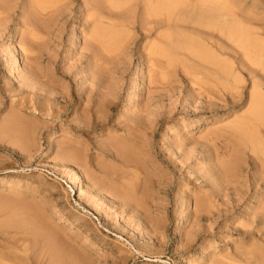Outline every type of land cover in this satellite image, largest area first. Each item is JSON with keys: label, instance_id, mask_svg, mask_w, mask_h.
I'll return each instance as SVG.
<instances>
[{"label": "rangeland", "instance_id": "1", "mask_svg": "<svg viewBox=\"0 0 264 264\" xmlns=\"http://www.w3.org/2000/svg\"><path fill=\"white\" fill-rule=\"evenodd\" d=\"M208 10L214 27L200 24ZM234 20L264 51V0H0L2 263L264 264V221L252 216L264 195L234 198L255 171L225 131L248 105L235 117L198 107V87L157 54L185 36L244 64L253 48L220 31ZM154 60L167 63L160 75ZM251 63L264 84V67ZM241 74L248 101L251 77ZM87 95L93 110L98 100L109 109L101 128L73 124Z\"/></svg>", "mask_w": 264, "mask_h": 264}, {"label": "bare ground", "instance_id": "2", "mask_svg": "<svg viewBox=\"0 0 264 264\" xmlns=\"http://www.w3.org/2000/svg\"><path fill=\"white\" fill-rule=\"evenodd\" d=\"M118 6V5H117ZM212 11V9L210 10ZM210 11L208 10V13H204L203 12V16L198 17L200 19V24H208V25H212L213 23H215V13L213 15V13H210ZM215 11V10H213ZM202 14V13H201ZM200 14V15H201ZM220 14V13H219ZM218 19V18H217ZM198 20V19H197ZM235 22V20H234ZM238 22V21H236ZM235 24H228L226 21L222 24L220 23V26H221V32H223L222 34H226L228 35V37H230L231 39H235V37L237 38L236 40L240 43V45L242 46H246L247 47V50H245V52L248 51V47L249 49L252 47V42L249 41V39H247L248 36H246L245 34V28H243L240 24L244 25L243 23H236ZM198 23V22H197ZM201 25V26H203ZM216 25V24H215ZM207 26V25H206ZM245 26V25H244ZM4 27V26H3ZM2 27V28H3ZM118 27V26H117ZM208 27V26H207ZM214 27V24L213 26ZM5 29V28H4ZM248 29V28H247ZM113 30V29H112ZM5 31V30H4ZM219 31V32H220ZM220 32V33H221ZM109 33V32H108ZM2 34V33H0ZM178 34V33H177ZM177 36V35H176ZM251 36V35H250ZM175 37V36H174ZM173 37V39H174ZM172 39V40H173ZM176 39V37H175ZM193 39V38H192ZM190 38H187L185 36H177V39L176 40H173L172 42L176 41L178 44L174 45L176 48L174 47H171L167 50V49H162V50H158L156 49V52L157 53V50L159 51L157 54L159 55V53L162 54V58H163V54L165 53V55H167L168 57H170V59L172 60V63H174V66H175V70H174V73H179L180 75V79H182V81H188L189 84H193L196 85V88L198 87V90H197V94H196V91L195 89H191L189 91L191 92H195L196 95H194V97L196 98L197 101H199V105L198 107H201L203 109H207V110H211V111H214L215 113H223V114H228L229 116H234L236 115V111L237 109H241L243 108L244 106H246V104L248 105V108L245 110L247 111L246 113L242 114L241 116H237V118H233L232 122L230 123V125L228 124L227 122V128L223 129L225 131H227V129L231 130V134L229 135L231 140H233V148L237 151H239V153L241 152V154L243 155L242 151L245 149V151L247 152V149L249 150L248 153H250L249 155L246 154L249 158V160L251 161V164L253 166V171L254 174L252 175V181H246L245 183H248L250 182V184H246L245 188L242 190V188L240 189L241 192L237 193V196H234V198L238 197L236 200H238V203H240L242 200H244L246 197L247 199L251 196V193H252V190L254 189L256 192H260V195H264V84H258L256 81H255V69H252L250 68L249 66L245 67V64L248 62V64L250 65H253V67H255L256 65L251 63L252 61L253 62H256L258 60V63H260V66L262 65L264 67V51L262 50V48L256 46V47H252L253 49L250 50V54L252 56V58H248L247 59V62H245L244 64L241 63L239 65H236V63H228V62H224L220 59H218V56L215 57L213 54H209L208 52H204L202 51L201 49H198V47H196V43H195V39L192 40ZM233 39V42L236 40ZM252 40V39H251ZM170 41V40H169ZM168 41V42H169ZM171 43V42H170ZM237 43V42H236ZM198 44V43H197ZM256 44V43H254ZM238 45V44H237ZM168 47V46H167ZM239 47V46H238ZM166 48V47H165ZM161 49V48H160ZM205 49V48H203ZM241 49H243L241 47ZM182 50L184 54H187L186 56L188 57H183V55L181 54H178L177 51H180ZM185 51V52H184ZM207 51V50H206ZM243 51V50H242ZM164 52V53H163ZM249 52V51H248ZM153 53V54H155ZM156 55V54H155ZM221 55V54H220ZM185 56V55H184ZM243 56H246V58L248 57L245 53V55L243 54ZM153 58V56H151ZM238 58V57H237ZM245 58V57H243ZM92 59V58H91ZM160 59V58H159ZM251 59V60H249ZM98 60V59H97ZM97 60L96 59H93L92 60V63L95 67L96 63H97ZM100 60V59H99ZM98 60V61H99ZM157 60V58H156ZM233 60V59H232ZM242 60V59H241ZM246 61V59H244ZM249 60V61H248ZM163 61V59H162ZM167 62V59L165 60ZM227 61V60H226ZM91 62V61H90ZM100 62V61H99ZM98 62V64H99ZM102 62V61H101ZM170 62V61H169ZM103 63V62H102ZM154 63H155V60H154ZM158 63V62H156ZM155 63V64H156ZM163 62H160L159 60V63L157 65V68H156V65L154 67V70L155 73L158 72V74L160 75V72L159 70L163 69V65H164V68L166 67V64H163ZM171 63V64H172ZM257 63V64H258ZM263 63V64H262ZM162 65V66H159V65ZM178 64V65H176ZM173 65V64H172ZM236 65V66H235ZM250 65V66H251ZM255 65V66H254ZM99 66V65H98ZM93 67V70L95 69ZM178 67L181 68V70H177ZM249 67V68H248ZM252 67V66H251ZM258 67H259V64H258ZM169 68H170V64H169ZM100 69V68H99ZM159 69V70H157ZM262 69V68H261ZM264 69V68H263ZM262 69V70H263ZM152 70V69H151ZM164 70V69H163ZM243 71H246L248 73L247 77H251L250 80H248V83H251L250 85H252L251 89H252V92H250L249 97L248 98V101L246 100V92H245V88H246V84L247 83L246 81H243L244 79H242L241 77V72ZM181 71V72H180ZM99 72V71H98ZM153 72V71H152ZM162 72V70H161ZM101 73V71H100ZM154 73V74H155ZM96 74V73H95ZM95 74H88L89 75V80L90 81V84L92 86V88H96V87H99L98 85V80L99 79ZM99 74V73H98ZM174 74L170 75V76H173ZM261 75V73H260ZM264 75V74H263ZM155 77V75H154ZM150 78H153L152 76ZM176 78V77H175ZM174 78V79H175ZM178 78V77H177ZM176 78V79H177ZM179 79V80H180ZM152 81V80H151ZM157 81V80H156ZM178 81V79H177ZM181 81V80H180ZM101 82V81H100ZM161 82V81H160ZM179 82V81H178ZM159 84V80L157 82ZM162 83V82H161ZM174 83L177 84V82L175 81ZM260 83V82H259ZM89 84V85H90ZM163 84V83H162ZM249 85V86H250ZM163 86V85H162ZM178 86V85H177ZM191 86V85H190ZM189 86V87H190ZM175 87V86H174ZM195 87V86H194ZM101 88V87H100ZM92 91V90H91ZM97 91V90H96ZM188 92V91H187ZM92 93V92H91ZM101 94V92H100ZM103 94V93H102ZM247 95V96H248ZM103 96V95H102ZM104 97V96H103ZM192 97V96H191ZM83 101L86 102V105H87V109H85V111L80 115V117L74 119L73 121V124L75 127H79L81 128L80 124H84V126L86 125H90L91 122L95 119L96 122L93 123L89 128L93 127V128H96V127H99L101 128L104 124V122L106 121V116H108V110L106 105L104 104H101V102L98 100L97 103H96V106L97 108L95 110H93L92 108V105L95 106L94 104V100L93 98L91 97V95H87L86 97L83 96ZM31 99V98H30ZM81 99V98H80ZM191 99V98H190ZM101 100V98H100ZM68 102V101H67ZM104 103V102H103ZM85 104V103H84ZM191 106H194V105H191ZM190 106V107H191ZM197 107V106H196ZM195 107V108H196ZM194 108V109H195ZM92 109V110H91ZM92 112V114H91ZM241 113V112H239ZM243 113V112H242ZM139 116V115H138ZM227 117V116H226ZM235 117V116H234ZM94 120V121H95ZM127 125V124H126ZM129 125V124H128ZM131 127V126H130ZM226 127V126H225ZM229 127V128H228ZM126 128V127H125ZM131 129H137V126L136 127H131ZM222 129V128H221ZM218 130V129H217ZM138 132L137 133H140L141 131H139V129L137 130ZM222 132V130H221ZM224 132V131H223ZM133 133V132H132ZM136 133V132H134ZM229 133V132H228ZM210 134V133H209ZM215 135H218L216 133H214ZM227 134V133H226ZM132 135V134H131ZM136 135V134H135ZM213 135V133H212ZM220 135V134H219ZM134 136V135H133ZM132 136V138H133ZM136 136H138V138H140L139 134H137ZM214 136V135H213ZM207 137H208V134H207ZM216 138H218V136H215ZM222 137V136H221ZM130 137V139H132ZM137 138V139H138ZM214 138V137H213ZM135 139V138H134ZM219 139V138H218ZM115 140V139H113ZM133 140V139H132ZM139 140V139H138ZM110 143V147L112 146L113 148H115L116 151H119L121 152L122 147L121 145L117 144L116 141L115 143L113 142L112 145H111V141L108 140ZM215 141V140H214ZM221 141V140H220ZM225 141V140H224ZM229 141V140H228ZM213 142V139H211L210 141H206L204 145L206 146H209L210 143ZM119 143V142H118ZM212 144V143H211ZM116 145H119V146H116ZM225 145V144H224ZM229 145V144H228ZM205 146V147H206ZM213 146V144H212ZM215 146V145H214ZM213 146V148H214ZM222 146V145H221ZM227 146V145H226ZM109 148V147H108ZM207 148V147H206ZM110 149V148H109ZM121 149V150H120ZM243 149V150H242ZM114 150V149H113ZM129 150V149H128ZM127 150V151H128ZM210 150V149H209ZM215 150V149H214ZM213 150V151H214ZM227 150V149H226ZM212 151V150H211ZM216 151V150H215ZM232 151V150H231ZM123 152H125L123 150ZM121 152V153H123ZM234 152V151H233ZM126 153V152H125ZM124 153V154H125ZM128 153H131V152H128ZM133 153V152H132ZM214 153V152H213ZM221 153V152H220ZM232 153V152H231ZM123 154V156H124ZM210 154V153H209ZM225 154V153H224ZM121 155V154H120ZM119 155V156H120ZM211 155V154H210ZM128 156V155H127ZM126 156V157H127ZM132 156V155H131ZM212 156V155H211ZM215 156V155H214ZM230 156V155H229ZM235 156H241V155H236ZM246 156V157H247ZM121 157V156H120ZM129 157V156H128ZM128 157H127V163H129L131 160H128ZM134 157V156H133ZM234 157V156H233ZM136 158V157H135ZM229 158V157H228ZM247 158V159H248ZM131 159V157H130ZM214 159V158H213ZM221 159V158H220ZM227 159V158H226ZM139 160V159H137ZM136 160V164H139L138 161ZM231 160V158L229 159ZM237 160V159H236ZM132 161H134L132 159ZM132 161L130 163H132ZM228 161V160H227ZM229 162V161H228ZM225 163V164H228ZM237 162V161H236ZM231 162V163H234L233 166H237L236 167V171L238 169V174L241 175V169L242 168V165H240L239 162ZM249 162V161H248ZM221 164V163H220ZM224 164V163H223ZM246 164V163H245ZM133 167V164L130 165ZM232 166V167H233ZM136 167V166H135ZM226 167V166H225ZM249 167V166H248ZM247 167V169H248ZM231 168V166L229 167ZM131 169V167H130ZM133 169V168H132ZM131 169V170H132ZM139 169V168H138ZM222 169V168H221ZM240 169V171H239ZM224 170V169H223ZM227 170V168L225 169ZM244 170V169H243ZM246 170V169H245ZM137 171V170H136ZM135 171V172H136ZM230 171V170H229ZM234 171V172H236ZM125 172L127 173V171L125 170ZM211 176L214 174L213 172L214 171H211ZM225 172V171H224ZM231 172H232V169H231ZM247 172V170H246ZM246 172H243V174ZM125 173V174H126ZM129 173V172H128ZM227 173V172H225ZM133 174V173H132ZM231 174V173H230ZM236 174V173H235ZM227 175V174H226ZM238 175V176H239ZM249 175V173H248ZM246 175H243V177H245ZM131 177V176H130ZM137 177V176H136ZM139 177V176H138ZM236 177V176H235ZM230 178V177H229ZM251 178V177H249ZM134 179V178H133ZM232 179V178H231ZM247 179V178H246ZM136 180V179H134ZM138 180V178H137ZM251 180V179H249ZM73 181V180H72ZM134 182V181H133ZM137 183V182H136ZM135 183V184H136ZM74 184V183H73ZM141 184V183H140ZM147 184V183H146ZM233 185V184H232ZM242 185V184H241ZM139 187V184L137 185ZM136 186V187H137ZM142 186V185H141ZM243 186V185H242ZM135 187V186H134ZM144 187V186H143ZM237 187H241L237 184ZM233 188V186H232ZM236 188V189H238ZM141 189V187H140ZM145 189V188H142V190ZM131 191H134V189H132ZM137 191V190H136ZM140 191V190H139ZM145 191V190H144ZM238 191V190H237ZM234 190V192H237ZM143 192V191H141ZM146 192V191H145ZM144 192V193H145ZM148 192V191H147ZM136 193V192H135ZM126 194V193H125ZM128 194V192H127ZM236 195V194H235ZM126 196V195H125ZM129 195H127L128 197ZM144 196V195H143ZM132 197V198H131ZM150 197V196H148ZM130 198L129 200H133L134 197L132 195H130ZM139 199V198H138ZM147 199V198H146ZM149 199V198H148ZM200 199V198H199ZM198 198H197V201H200ZM226 199V198H224ZM260 199V198H259ZM235 200V199H233ZM236 202V201H234ZM258 202V201H257ZM136 203V200L135 202ZM138 203V202H137ZM140 203V202H139ZM142 203V202H141ZM260 205L256 208V210H254V212H252V216H254V219H257V220H261V221H264V203H261L259 202ZM198 204V202L196 203ZM237 204V202H236ZM133 205V204H132ZM144 205V203L142 204ZM146 206V205H145ZM137 207V206H136ZM144 207V206H143ZM131 209V208H130ZM147 209V208H146ZM147 211V210H146ZM202 211V210H201ZM251 216V215H250ZM251 218V217H250ZM250 246V245H249ZM248 246V247H249ZM251 247V246H250ZM256 247V246H255ZM252 248V247H251ZM257 254V253H256ZM259 254V253H258ZM260 255V254H259ZM258 255V256H259ZM263 255V254H262ZM12 256V255H11ZM9 256H7L6 259H9L8 258ZM2 258H5V257H2ZM11 261H13L11 258ZM16 259V258H15ZM14 259V260H15ZM3 260V259H1ZM0 260V264H4L2 263L3 261ZM5 261V259H4ZM8 261V260H7ZM10 262V261H9ZM22 262V261H21ZM6 263V262H5ZM13 263V262H12ZM15 263V262H14ZM7 264V263H6ZM11 264V263H10ZM22 264H25L22 262Z\"/></svg>", "mask_w": 264, "mask_h": 264}]
</instances>
